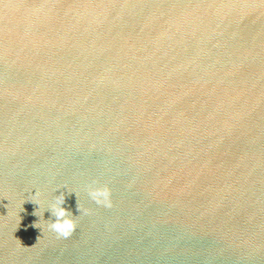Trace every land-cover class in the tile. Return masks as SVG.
I'll use <instances>...</instances> for the list:
<instances>
[{
    "label": "water",
    "instance_id": "1",
    "mask_svg": "<svg viewBox=\"0 0 264 264\" xmlns=\"http://www.w3.org/2000/svg\"><path fill=\"white\" fill-rule=\"evenodd\" d=\"M0 264H264V0H0Z\"/></svg>",
    "mask_w": 264,
    "mask_h": 264
},
{
    "label": "clouds",
    "instance_id": "2",
    "mask_svg": "<svg viewBox=\"0 0 264 264\" xmlns=\"http://www.w3.org/2000/svg\"><path fill=\"white\" fill-rule=\"evenodd\" d=\"M87 191L91 200L94 201L96 204L103 205L108 208L112 207L111 189L108 185L97 186V187L89 186ZM75 194L77 197V208L79 212L88 213L89 210L82 209L79 200V193L75 192ZM39 196H40L39 191H36L34 194H32V196L28 200L33 202L34 204L39 205V207L34 211L33 214L38 217H42L44 211L38 212V209L40 208V202L38 199ZM64 203H65V194L61 192L60 195L55 196L54 202H52L47 208V210L51 212V215L55 217V220H51V219L47 221L44 220L47 223L48 228L56 234L57 238H68L73 235L74 231L77 228V220L74 218V216L72 215L69 209L62 206L64 205ZM32 226L41 229L40 219L38 221H35L32 224ZM38 240L39 237L37 238V242ZM19 242L22 245V242L20 240Z\"/></svg>",
    "mask_w": 264,
    "mask_h": 264
}]
</instances>
